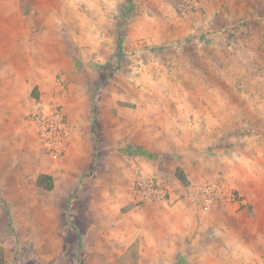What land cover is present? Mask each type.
Returning a JSON list of instances; mask_svg holds the SVG:
<instances>
[{
	"label": "rangeland",
	"instance_id": "obj_1",
	"mask_svg": "<svg viewBox=\"0 0 264 264\" xmlns=\"http://www.w3.org/2000/svg\"><path fill=\"white\" fill-rule=\"evenodd\" d=\"M11 7V19L0 10V264H264V0ZM58 80L72 133L52 157L30 113ZM209 181L246 203L201 210L189 188Z\"/></svg>",
	"mask_w": 264,
	"mask_h": 264
},
{
	"label": "built area",
	"instance_id": "obj_2",
	"mask_svg": "<svg viewBox=\"0 0 264 264\" xmlns=\"http://www.w3.org/2000/svg\"><path fill=\"white\" fill-rule=\"evenodd\" d=\"M194 1V0H193ZM64 91L62 80L56 83L55 98L49 102L38 103L30 113L37 138L41 147L51 156L60 157L66 150L72 128L58 97ZM189 197L205 212L226 202L245 204L246 201L232 191L222 187L221 183L209 181L189 188Z\"/></svg>",
	"mask_w": 264,
	"mask_h": 264
},
{
	"label": "crops",
	"instance_id": "obj_3",
	"mask_svg": "<svg viewBox=\"0 0 264 264\" xmlns=\"http://www.w3.org/2000/svg\"><path fill=\"white\" fill-rule=\"evenodd\" d=\"M11 6H13V0H0V10L2 11V13H4V15H1V18L2 19H11L14 15H12L11 13H12V11H11ZM4 9V10H3ZM9 11V15L7 16V14H5L6 12H8ZM1 13V12H0ZM5 37H4V40H2V43L4 44V45H6L7 44V42L9 43V41H11V46L9 45V47H6V49L5 50H8V51H14V49H16V48H14L13 46H14V44L12 43V39L11 38H9V37H12V33H6L5 35H4ZM20 42V41H19ZM18 44V46H22V44H20V43H17ZM45 44V43H44ZM48 46H49V44H47ZM43 47L40 49L39 47L38 48H36L35 50L37 51V50H41V51H44V50H46V49H48V48H46V47H44L45 45H42ZM23 48V47H22ZM65 116H66V113H65ZM68 121V120H67ZM72 133V132H71ZM70 137H71V135H70ZM69 140H70V138H69ZM69 142V141H68ZM69 144V143H68ZM68 144H67V147H66V150H65V152L67 151V149H68ZM69 150H70V148H69ZM64 152V153H65ZM53 157V156H52ZM42 173H45V172H42ZM45 174H48V173H45ZM39 175V174H38ZM37 175V176H38ZM145 210V209H144ZM141 215H143V214H141ZM140 214L138 215V217L139 216H141ZM155 257H157L156 256V254L155 253H153V255H152V259L153 258H155ZM151 258V257H150ZM141 259V258H140Z\"/></svg>",
	"mask_w": 264,
	"mask_h": 264
},
{
	"label": "trees",
	"instance_id": "obj_4",
	"mask_svg": "<svg viewBox=\"0 0 264 264\" xmlns=\"http://www.w3.org/2000/svg\"><path fill=\"white\" fill-rule=\"evenodd\" d=\"M194 36V37H193ZM187 40L190 41H194L195 40V35H190L186 37ZM202 39V35H199L197 40H201ZM175 176L183 183H187V179L185 177V175L183 174L182 170L180 168H176L175 169ZM36 184L40 187H42L45 190H51L53 188V181L52 178L49 174H45V173H40L37 177H36Z\"/></svg>",
	"mask_w": 264,
	"mask_h": 264
}]
</instances>
